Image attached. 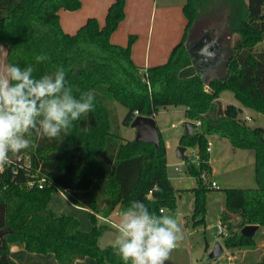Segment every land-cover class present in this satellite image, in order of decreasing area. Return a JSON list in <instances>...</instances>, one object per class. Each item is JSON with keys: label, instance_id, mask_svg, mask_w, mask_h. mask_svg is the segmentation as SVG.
Masks as SVG:
<instances>
[{"label": "trees", "instance_id": "16d2710c", "mask_svg": "<svg viewBox=\"0 0 264 264\" xmlns=\"http://www.w3.org/2000/svg\"><path fill=\"white\" fill-rule=\"evenodd\" d=\"M212 1L185 0L186 23L180 40L165 62L143 68L131 57L132 35L127 45L110 40L125 16V0L109 4L104 23L88 17L74 33L60 26L59 10H77L80 0H0V45L6 48L7 65L33 66L36 78L62 66L75 96L89 90L95 93L94 111L56 139L33 135V146L26 149L30 166L8 172L7 187L0 190V228L9 226L12 231L0 240V264H17L10 256L13 248L53 253L58 264H74L87 256L96 264H123L112 244L98 245L106 225L97 224L96 215L126 209L132 200H142L156 214L176 208L179 189L167 174L161 134L158 147L125 139L115 102L126 107L121 121L126 126L136 115L155 116L160 107L171 105L183 106L186 120L194 122L193 133L180 138L182 146L195 145L200 158L195 169L184 153L188 170L198 180L192 188L194 224L203 222L206 193L212 189L200 177L201 170L210 172L207 137L216 134L227 138L233 150L253 151L256 187L224 189L220 221L232 217L239 221L223 236L222 244L230 250H247L249 254L241 258L244 262L264 264V252L257 262L251 258L256 249L253 236L240 233L246 224H264V127L249 125L240 117L242 108L231 103L219 117L207 116L223 91L231 92L241 106L264 114V47H257L264 38V0H215L225 8L224 31L235 32L238 38L226 58V73L204 77L207 67L196 72L189 46L201 36L192 32ZM42 54L48 59L37 63L35 57ZM31 172L45 176L42 188L24 185ZM54 190L88 209L90 230H81L72 215L53 214L48 203Z\"/></svg>", "mask_w": 264, "mask_h": 264}, {"label": "rangeland", "instance_id": "374dc122", "mask_svg": "<svg viewBox=\"0 0 264 264\" xmlns=\"http://www.w3.org/2000/svg\"><path fill=\"white\" fill-rule=\"evenodd\" d=\"M80 1V7L75 11L65 9L59 10L60 22H62L64 27L73 30L72 33L77 30V27L75 26H77L78 24H83L88 17H96L102 23H104L105 20L106 11L102 13L99 8L97 9V7H95L91 3V0ZM218 1H212L210 5L206 6L202 10V15L196 22L194 30L192 32L193 36H198L200 34L205 35L207 33L213 36L212 29H219V22L225 16V8H223V6L218 3ZM164 2H171L172 9L169 10L167 20L165 19V23L163 22L161 26H163L166 31H170L171 29H173L174 31H176V34L178 33V37L176 41L171 45V47L167 49L166 53L158 56V63L154 64L163 63L168 59L172 46L175 45L177 40H179L182 35V31L184 30V26L186 23V19L181 7L184 0H155L154 2L153 0H149V3L146 2L143 4L142 12L144 13L138 17V19H141L140 29H138L137 31H128L124 28H121L119 30L120 33L123 34V38L125 40L123 44L127 45L129 42V36L132 35L134 39L131 41V47L134 44L133 46L136 47V55H138L139 53L140 57H144L145 46L143 45L145 44L148 33L151 10L156 7L155 4L158 5V10L156 12V22L154 24L155 34L157 33L159 27V9L162 8V4ZM79 21L81 23H78ZM237 38V33L225 32L224 29L220 30L217 33V41L219 47L217 48L216 55L211 56V62L208 64L207 70L203 73L204 77H221L226 73L225 61L230 54V48L233 46ZM257 47H264V38L257 44ZM153 50L154 48L152 45L150 49V55ZM5 53V46L0 45V71H2L3 68L7 65ZM226 95H229L231 98H233L231 92H226ZM234 101L238 103L236 100ZM115 108L117 121L122 136L127 139H134L135 129L131 125L126 126L121 122L124 114L126 113V107L115 102ZM248 113L252 117L251 120L248 121L249 125H260L264 127V115L257 116L254 111ZM155 116L157 127L166 147L167 174L171 180V183L175 188L179 189L180 192V197H177L176 208L174 210H165V214L174 215L177 218L178 222L181 224L184 230L185 236L184 240L171 253L170 259L176 258L175 254L181 249V246H183V242L188 239L193 244V264H228L229 261L234 260L235 255H237L235 264H252L242 261L240 257L238 258L240 252L237 253L235 251L234 256H231V250L229 248H224L223 253L216 259L206 261V257L216 241L223 243V236L238 227L239 218L232 217L224 223H221L223 225L225 233H219L220 214L225 206L224 189L230 187H256L253 151L248 149H240L235 152L233 148H231V144L227 138H222L221 136L216 134L208 136V141L211 142V151L208 153V158L212 168L211 172H209L207 176V180H203V182L207 184V181H214L217 186L206 193L203 222L201 224H194V198L192 188L197 185V176L193 175L188 170V163L186 159L177 158L175 154L177 147L180 145V138L182 134H184V122L186 121L184 115V107L181 105L160 107ZM197 151L198 150L195 145L188 146L185 150L187 160L190 158L193 159L192 163L195 169L199 168L198 161H196L193 157V154L197 153ZM24 153L28 154L29 151L24 150ZM176 166H179L178 170L175 169ZM67 205L68 204L62 198L61 194H59L58 190H54L51 193L49 206L53 207L54 211L62 210L60 211L61 214L62 212H65L69 209L75 210L74 212H76V214H79L80 216L82 214H86L85 217L78 218L76 216V218L80 220V225L85 224V222L87 224H92L88 213L85 212L82 208L73 205ZM117 210L120 212L122 211L120 208H117ZM198 218H200V216ZM106 230L108 231V240H110L109 242L110 244H112L115 235L117 234L116 229L109 224L106 227ZM253 237L256 241H259L260 238H264V228L257 229ZM182 257L185 261L186 256L182 255ZM170 259L169 261H171ZM169 261H167L166 264H171Z\"/></svg>", "mask_w": 264, "mask_h": 264}, {"label": "clouds", "instance_id": "9594fccd", "mask_svg": "<svg viewBox=\"0 0 264 264\" xmlns=\"http://www.w3.org/2000/svg\"><path fill=\"white\" fill-rule=\"evenodd\" d=\"M47 59L46 54L35 57L37 63ZM34 71L33 66L14 64L0 71V171L33 146V135L56 139L95 110V93L75 96L64 67L39 78ZM115 227L112 247L123 264H166L185 238L174 215L163 210L156 214L142 200H132L119 213Z\"/></svg>", "mask_w": 264, "mask_h": 264}, {"label": "crops", "instance_id": "0c3cea01", "mask_svg": "<svg viewBox=\"0 0 264 264\" xmlns=\"http://www.w3.org/2000/svg\"><path fill=\"white\" fill-rule=\"evenodd\" d=\"M112 1L113 0H91V3L95 7H97V9L99 8L103 13L107 10V7L109 6V4ZM154 1L155 0H153V2ZM146 2L149 3V0H125V8H124L125 16H124L123 20H121L119 22L118 27L115 30V32H113L111 34L110 40L112 42L120 44V45H124L123 42L125 40L123 38V34L120 33V31H119L121 28H124L125 30H128V31H137L138 29H140L141 19L140 18L138 19V17L144 13V12H142L143 4ZM184 2H185V0H184ZM184 2H182V5ZM151 5H152V3H151ZM171 5H172L171 2H164L162 4V8L159 9V14H158L159 15V22H158L159 27H158L157 33H155V34H154V24L156 22V12L158 10V5L155 4L156 7L153 8V10H151V14H150L151 16L149 17L150 24L148 26V33H147L145 44L143 45V46H145V49H144L145 50L144 51L145 56L140 57L139 53H138V55H136V47L133 46L134 44L132 45L131 57H132L133 61L135 62V64H137L138 66L144 68V67L151 66V64L156 65L154 63H158L157 62L158 56L166 53L167 49H169L171 47V45L176 41V39L178 37L177 36L178 33L176 34V31H174L173 29H171L170 31H166V29L163 26H161V24L163 22L165 23V19L167 20L168 12L170 9H172ZM182 5H181V7H182ZM161 9H162V11H161ZM61 12H65V11H61ZM59 13H60V11H59ZM59 23L65 32L72 33L73 30H71L70 28L64 27L62 22H60V18H59ZM78 23H81V22L79 21ZM100 23L102 24V22H100ZM78 25L81 26L82 24H78ZM78 25L75 27L78 28L79 27ZM183 31H182V33H183ZM179 40H177V42ZM152 45H153L154 50L150 55V49H151ZM226 92H229V91L221 92L219 98L216 99V100H219L221 102V109L224 110L225 105L229 104V103L234 104L236 106H240L242 108V112L240 114V117L245 119L246 122L248 123V121H250L252 118L248 112H252L253 110L241 106L240 104H238L239 102L234 98L233 94H232L233 98H231L229 95H226ZM234 100H236L238 103H236ZM255 113L257 114V116L258 115H264V114H261L258 112H255ZM154 118L156 121V116H154ZM222 138H224V137H222ZM125 139H127V138H125ZM237 150H240V149H236L234 151L236 152ZM208 163L210 165V172H211L212 166H211L209 160H208ZM58 192H59V194H61V196L65 200V202L68 204L67 206H71V205L77 206L79 208H82L85 212L88 213L87 208L72 203L62 191L58 190ZM178 197H180V192H178ZM48 208L53 212L54 215H61V214L69 213V215H72L74 217L77 216L78 218L86 216V214H82L80 216L79 214H76V212H74L75 210H72V209L66 210L65 211L66 213L62 212L60 214V211H62V210H57V211L55 210L54 211V208L49 206V203H48ZM119 213H120V211H118L116 208L110 215L106 216L113 223H110L109 221L103 220L100 217H98V215H96V217L98 218L97 224H105L106 227L110 224L112 227H114L116 229L115 226H116V223L118 222ZM236 218H238V217H236ZM78 221H79V228L83 231H88L93 226V223L87 224L86 222H85V224L80 225V220L78 219ZM220 224H221V221H220ZM259 228H264V224L259 225L258 229ZM107 232L108 231L105 228V230L102 232L101 236L98 238V245L100 247H104V246L110 244V242H109L110 240H108ZM255 243H256V249L254 250V252L252 251L250 255H251L252 260L257 262L260 259L261 253L264 252V238H260L259 241L255 240ZM182 245L183 246H181V249L175 254L176 258L170 259L171 261H169V262L171 264H183V263L193 264V258H194L192 256L193 255L192 254L193 253V251H192L193 250V248H192L193 244L188 239H186V241H184ZM259 250L261 251L260 253H258ZM235 251L237 253L240 252V254L238 256V258L240 257V259L245 257L247 254H249V252L247 250L234 249V250H231V256H234ZM182 255L187 257V258L185 257V261H184ZM10 256L17 264H58L57 259L55 258L53 253H35V252H28V251L21 249V248H13L10 252ZM236 256L237 255H235L234 260H237ZM74 264H96V261L94 258L87 256V257H84L82 259L76 260Z\"/></svg>", "mask_w": 264, "mask_h": 264}, {"label": "water", "instance_id": "95a60500", "mask_svg": "<svg viewBox=\"0 0 264 264\" xmlns=\"http://www.w3.org/2000/svg\"><path fill=\"white\" fill-rule=\"evenodd\" d=\"M226 16L219 22V29H212L213 36L209 37L208 33L201 35L189 46V54L191 56L192 64L198 74L201 72V68L207 67L211 62L212 57L216 55L218 46L217 33L220 30L225 29ZM223 114L221 109V102L219 100L214 101V105L211 106L207 116L219 117ZM130 125L135 129V142H148L153 143L155 147L159 146L160 132L157 127L154 116L136 115L131 121ZM194 128V122L186 120L184 122V134H192ZM186 147L179 145L175 151L176 157L184 159ZM258 224H246L241 227L240 233L245 236H253L258 229ZM12 230L9 226L0 228V240L1 238L10 233ZM224 251V245L216 241L209 251L206 261L216 259Z\"/></svg>", "mask_w": 264, "mask_h": 264}, {"label": "built area", "instance_id": "2783aa9c", "mask_svg": "<svg viewBox=\"0 0 264 264\" xmlns=\"http://www.w3.org/2000/svg\"><path fill=\"white\" fill-rule=\"evenodd\" d=\"M137 114V112H135ZM200 122L197 121L196 125H199ZM205 151L207 153H209L211 151V142L207 140L206 143V147H205ZM193 157L196 161H200L199 158V154L198 153H194ZM187 161L192 162L193 159H188ZM30 166V156L29 154H25L24 152H21L20 154H18L17 156L12 158V161L10 164L6 165L3 171H0V190L4 189L7 187V174L8 172L14 174L17 172L18 168H27ZM175 169H179V166H176ZM209 172L205 171V170H201L200 172V177L203 180H207V176H208ZM12 176V175H11ZM10 176V179H11ZM13 177V176H12ZM46 178L43 175H39L37 172H31V173H27V178L24 181V185H26L27 187H38V188H42L45 184ZM207 186L208 188H214L216 187V183L214 181H207ZM98 217H100L103 220L109 221L110 223H113L112 221H110L108 219V217L104 216L103 214H97ZM219 233L220 234H224V228L223 226L220 224L219 227Z\"/></svg>", "mask_w": 264, "mask_h": 264}, {"label": "flooded vegetation", "instance_id": "af4514ba", "mask_svg": "<svg viewBox=\"0 0 264 264\" xmlns=\"http://www.w3.org/2000/svg\"><path fill=\"white\" fill-rule=\"evenodd\" d=\"M209 35V34H208ZM209 37H211V35H209Z\"/></svg>", "mask_w": 264, "mask_h": 264}]
</instances>
